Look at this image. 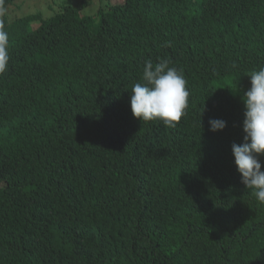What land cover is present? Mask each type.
<instances>
[{"label": "trees", "instance_id": "trees-1", "mask_svg": "<svg viewBox=\"0 0 264 264\" xmlns=\"http://www.w3.org/2000/svg\"><path fill=\"white\" fill-rule=\"evenodd\" d=\"M30 1L0 0V264H264V204L232 154L264 0ZM160 59L187 81L174 128L130 108Z\"/></svg>", "mask_w": 264, "mask_h": 264}, {"label": "clouds", "instance_id": "clouds-1", "mask_svg": "<svg viewBox=\"0 0 264 264\" xmlns=\"http://www.w3.org/2000/svg\"><path fill=\"white\" fill-rule=\"evenodd\" d=\"M118 1L124 3V0ZM8 49V34L0 29V75L8 68ZM249 76L250 87L243 95V143H233L232 154L241 183L251 191L258 203L264 204L261 160L264 157V66ZM141 80L131 88L130 108L133 117L146 122L159 120L165 127L174 128L186 115L188 107L189 92L182 70L170 66L167 59H160L156 63L148 60L144 64ZM226 124L223 119H210L209 130H223Z\"/></svg>", "mask_w": 264, "mask_h": 264}, {"label": "rangeland", "instance_id": "rangeland-1", "mask_svg": "<svg viewBox=\"0 0 264 264\" xmlns=\"http://www.w3.org/2000/svg\"><path fill=\"white\" fill-rule=\"evenodd\" d=\"M33 5L37 6L38 9L42 8V5L38 2V0H32V1L28 2L27 4L23 5L22 10L25 12H28L30 10H35L32 8ZM99 5L100 4L98 1L92 0L91 4L85 8L84 12L86 11V12H93L94 13L97 11ZM15 11H17L16 8H15Z\"/></svg>", "mask_w": 264, "mask_h": 264}]
</instances>
